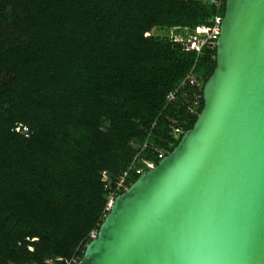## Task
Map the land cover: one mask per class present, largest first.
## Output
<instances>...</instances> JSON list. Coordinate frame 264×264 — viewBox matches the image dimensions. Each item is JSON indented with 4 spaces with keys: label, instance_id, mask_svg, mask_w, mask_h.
<instances>
[{
    "label": "trees",
    "instance_id": "obj_1",
    "mask_svg": "<svg viewBox=\"0 0 264 264\" xmlns=\"http://www.w3.org/2000/svg\"><path fill=\"white\" fill-rule=\"evenodd\" d=\"M224 3L0 0V264L82 257L108 212L103 172L114 188L131 164L147 170L143 160L170 152L202 87L194 112L188 95H165L216 64L215 44L151 29L211 26ZM138 175L128 170L126 185Z\"/></svg>",
    "mask_w": 264,
    "mask_h": 264
},
{
    "label": "water",
    "instance_id": "obj_2",
    "mask_svg": "<svg viewBox=\"0 0 264 264\" xmlns=\"http://www.w3.org/2000/svg\"><path fill=\"white\" fill-rule=\"evenodd\" d=\"M192 126L112 199L75 264H264V0H225Z\"/></svg>",
    "mask_w": 264,
    "mask_h": 264
},
{
    "label": "built area",
    "instance_id": "obj_3",
    "mask_svg": "<svg viewBox=\"0 0 264 264\" xmlns=\"http://www.w3.org/2000/svg\"><path fill=\"white\" fill-rule=\"evenodd\" d=\"M211 2L218 3V0H210ZM221 17L219 15H215L213 18V24L211 26L202 25L197 27L195 30L199 33L198 36H194L193 38L197 37L199 39L198 44V50H200L201 46L203 44H209L213 45L216 42V38L219 32V25L221 21ZM203 80L200 78L196 73L194 72L193 68H191L187 74L184 76V78L175 86L174 89L167 92L165 95V101L166 104H172L173 101H175L180 95H188L190 97V103L189 105V111L194 112L196 106L198 105L199 98H200V88L202 87ZM17 131L22 132L24 135H28V128L25 125H20L15 128ZM173 133L175 136H177L180 133L179 128H173ZM147 145V140L144 141L143 144H136L137 147L143 148ZM139 154V153H138ZM136 155V157L138 156ZM164 154L163 151L158 152V157L161 158ZM144 164L147 166V169L154 165L152 161L143 160ZM136 173H141L145 171L142 167H135V165L128 166L127 170L122 173V175L119 176V179L116 183V186L114 188H111L109 185L108 180L106 179L105 172L104 179L107 181L106 188L109 189L108 191V201L106 204V209L108 210L110 207V204L112 203V199L115 196V193L119 189H125L127 187L125 180L128 170L133 169ZM91 236L94 237L95 233H91ZM74 262V259H70L66 261V264H72Z\"/></svg>",
    "mask_w": 264,
    "mask_h": 264
},
{
    "label": "rangeland",
    "instance_id": "obj_4",
    "mask_svg": "<svg viewBox=\"0 0 264 264\" xmlns=\"http://www.w3.org/2000/svg\"><path fill=\"white\" fill-rule=\"evenodd\" d=\"M150 34L153 37H166V38H187L189 36H198L197 30L190 31L185 28H174V27H153ZM6 77V76H5ZM75 262V260H74ZM72 262V264L74 263Z\"/></svg>",
    "mask_w": 264,
    "mask_h": 264
}]
</instances>
